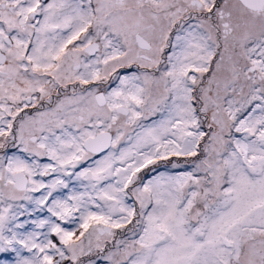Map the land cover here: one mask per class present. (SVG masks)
Masks as SVG:
<instances>
[{"label": "snow or ice", "instance_id": "snow-or-ice-1", "mask_svg": "<svg viewBox=\"0 0 264 264\" xmlns=\"http://www.w3.org/2000/svg\"><path fill=\"white\" fill-rule=\"evenodd\" d=\"M0 264H264V0H0Z\"/></svg>", "mask_w": 264, "mask_h": 264}]
</instances>
